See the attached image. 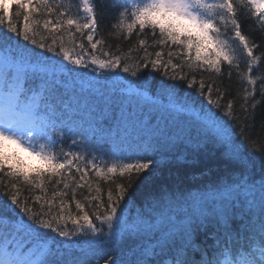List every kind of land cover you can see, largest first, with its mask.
I'll use <instances>...</instances> for the list:
<instances>
[{
    "label": "snow or ice",
    "instance_id": "1",
    "mask_svg": "<svg viewBox=\"0 0 264 264\" xmlns=\"http://www.w3.org/2000/svg\"><path fill=\"white\" fill-rule=\"evenodd\" d=\"M242 15L264 34V0H0V264H100L130 240L103 264H264V137L246 134L264 52ZM216 150L232 171L137 205V180Z\"/></svg>",
    "mask_w": 264,
    "mask_h": 264
},
{
    "label": "trees",
    "instance_id": "2",
    "mask_svg": "<svg viewBox=\"0 0 264 264\" xmlns=\"http://www.w3.org/2000/svg\"><path fill=\"white\" fill-rule=\"evenodd\" d=\"M105 2H106V6H110L112 0H105ZM10 3L11 0H6V5ZM240 19L242 23V30L244 31V33L248 35L251 39L257 41L258 43H261L262 45L261 48L257 50V54L259 55L261 52H264V34H262L260 30L256 28L255 21H253L250 18H244L243 15L241 16ZM20 22L22 23V18ZM110 24H111V18L108 17L106 18L104 25H102V27L104 28V33L106 35V38L108 39V42L112 45L113 49H115V47L119 45L123 50H127L130 47V45L135 42V35H133V37L128 41L118 39L114 36L108 37L107 33L110 29ZM148 38L149 40L151 39L150 36ZM21 43H23V41H21ZM37 51L39 50L37 49ZM132 55L137 56L139 55V53L133 52ZM143 75L145 76L151 75L155 78L156 81L163 79L157 73L149 74L147 70H145ZM196 75L199 78L200 74L197 73ZM85 78H87V76ZM205 78L207 79V74H205ZM182 87H184L185 91H189V92L192 91L191 89H187L184 85H182ZM197 98L201 99L199 97ZM261 117H264V105L258 106L256 126L250 130H246V134L250 135L253 139L257 138V136L264 137V129H261L260 127ZM234 132L236 133L237 139H239L240 137L239 129L238 128L234 129ZM11 151L18 152V150L15 149L14 147H12ZM19 155L21 158L24 159L26 164H31L32 166H36L37 162L35 160H32L30 157H26L24 153H19ZM164 159L165 160L171 159V155L166 154ZM262 167H264V165H262L260 161H256L255 167L253 168V172L257 177L260 176ZM205 168H210L212 171L209 175L201 177L200 173L203 172ZM233 168L234 166L226 164L225 161L219 158V150H216L214 155L210 156L207 160L202 161V163L192 166L190 168L180 167L179 171L176 165L164 163L158 169V174L152 177L150 180L145 181L144 184H140V181L137 180L136 185H139V188H137L136 185L133 186V188L136 190L137 193L136 196H134V199L136 200L137 205L141 204L142 197L140 196V193H148L151 191H155L161 185L164 184L171 185L176 180L177 176H179L182 181L181 187L195 190L197 187L205 185L211 181L216 180L218 177H222L226 175L228 172L232 171ZM146 176L147 173L141 174V179H144V177ZM193 177H197V178H193ZM0 195H2V192H0ZM70 207L72 211H75L74 205H70ZM68 227L71 228L72 225L69 224ZM205 240H206V236L203 232H201L197 237V242H204ZM207 242L211 243V241H207ZM134 248H135V242L131 240L125 242L122 245L104 246L100 249V255L103 257V259H101L100 261V264H103V260L107 259L109 255L114 257H120L125 260H132L134 258L132 255V250Z\"/></svg>",
    "mask_w": 264,
    "mask_h": 264
}]
</instances>
